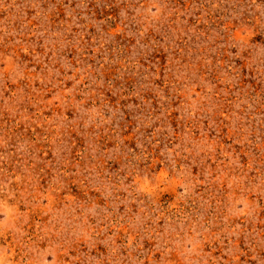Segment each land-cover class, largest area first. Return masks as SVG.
Wrapping results in <instances>:
<instances>
[{
	"label": "rangeland",
	"instance_id": "374dc122",
	"mask_svg": "<svg viewBox=\"0 0 264 264\" xmlns=\"http://www.w3.org/2000/svg\"><path fill=\"white\" fill-rule=\"evenodd\" d=\"M0 264H264V0H0Z\"/></svg>",
	"mask_w": 264,
	"mask_h": 264
}]
</instances>
